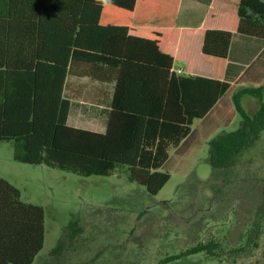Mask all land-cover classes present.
Instances as JSON below:
<instances>
[{
  "label": "trees",
  "instance_id": "trees-1",
  "mask_svg": "<svg viewBox=\"0 0 264 264\" xmlns=\"http://www.w3.org/2000/svg\"><path fill=\"white\" fill-rule=\"evenodd\" d=\"M220 1L229 4L228 28L198 31L176 29L180 0H0V140L13 143L19 161L82 176L127 167L129 180L157 194L171 177L159 170L170 148L231 86L219 76L234 33L264 39V0ZM162 28L170 30L167 46ZM177 61L183 73L173 69ZM67 74L115 82L105 131L68 123ZM244 95L258 100L252 114ZM233 100L242 122L210 141L216 169L236 166L264 131V87H244ZM254 206L250 232L260 233L264 178ZM45 232L44 207L0 176V264H33ZM224 246L210 238L164 261L202 251L218 257Z\"/></svg>",
  "mask_w": 264,
  "mask_h": 264
},
{
  "label": "rangeland",
  "instance_id": "rangeland-1",
  "mask_svg": "<svg viewBox=\"0 0 264 264\" xmlns=\"http://www.w3.org/2000/svg\"><path fill=\"white\" fill-rule=\"evenodd\" d=\"M251 39L262 51L257 59L239 52L242 42ZM230 56L240 58L247 73L207 116L195 119L187 142L171 147L159 169L171 177L157 194L129 180L127 167L82 176L19 161L13 143L0 140V176L21 190L23 200L45 209L44 245L33 264H264V216L260 233L250 232L264 178V131L236 166L221 170L210 162V141L241 125L233 94L264 87V39L236 34ZM242 104L250 114L259 105L251 95H244ZM78 115L72 106L70 118L81 124H69L104 131L108 115L104 129L91 127L94 117ZM210 238L222 241L228 252L215 257L202 251L164 261Z\"/></svg>",
  "mask_w": 264,
  "mask_h": 264
},
{
  "label": "crops",
  "instance_id": "crops-1",
  "mask_svg": "<svg viewBox=\"0 0 264 264\" xmlns=\"http://www.w3.org/2000/svg\"><path fill=\"white\" fill-rule=\"evenodd\" d=\"M228 5H229L228 2H224L220 0H180L177 10L175 27L178 30L195 29L198 31L204 29L228 28L227 27ZM162 30L165 33L163 38V45L167 46L169 43H171L169 37L167 36L169 35L170 30L168 28L167 31H165L164 28H162ZM236 34L239 33H234L233 35L228 58L225 60L222 68V73L219 76L220 78L227 80L231 83L230 88H234V86L238 84V82L243 78V76H245V74L248 71V69L241 68L240 58L235 57L233 59L230 56ZM255 40L251 39L242 42V44L240 45L241 47H239V52L242 57L247 56V58L257 59L258 56L261 55L262 53L261 48H259L257 44L258 41ZM251 49H253L252 56L250 52ZM184 65L185 64L183 62L177 61L174 63L173 69H175L178 73H183ZM255 68L256 70L254 71L257 72L260 70L261 66ZM203 74L212 77V74L206 71ZM84 77H87V79H83ZM257 86H259V84H257ZM114 90H115V82L102 81L90 75L67 74L64 84L63 96L68 98L71 102L69 116H68V123L71 122L73 124H81V122L78 121L77 119L70 118L71 108L72 106H75L77 111L79 112L78 118L84 119L90 117V119H93L91 117H94V120H96V125L91 127L97 129H104L107 115H108L107 118V123H108ZM111 95H112V100L111 103H109L107 102V100ZM220 100L221 98L210 109V111L220 103ZM210 111L205 116H207L210 113ZM96 117H98V119H96ZM191 133L192 130L190 134ZM190 134L186 138H184L177 147L174 148H179L182 144L187 142ZM170 150H169V154H170Z\"/></svg>",
  "mask_w": 264,
  "mask_h": 264
}]
</instances>
